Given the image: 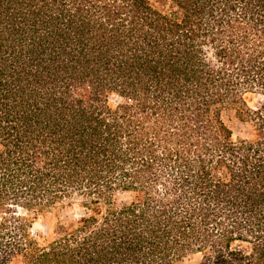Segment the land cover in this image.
<instances>
[{"label": "trees", "instance_id": "16d2710c", "mask_svg": "<svg viewBox=\"0 0 264 264\" xmlns=\"http://www.w3.org/2000/svg\"><path fill=\"white\" fill-rule=\"evenodd\" d=\"M198 254L264 264V0H0V264Z\"/></svg>", "mask_w": 264, "mask_h": 264}, {"label": "rangeland", "instance_id": "374dc122", "mask_svg": "<svg viewBox=\"0 0 264 264\" xmlns=\"http://www.w3.org/2000/svg\"><path fill=\"white\" fill-rule=\"evenodd\" d=\"M247 98V102L251 107H255L259 101L261 100V96L258 93H247L246 95ZM118 101V98L116 96L111 97V102L113 104H115ZM238 127H242V130L245 131V129H243V126H241L240 124H238ZM240 132L238 129H235V134L234 136H237L238 134L240 135H245L246 132ZM119 198L123 199V200H128L130 199V194L128 193H121L119 194ZM82 209L77 205V204H73L72 207L68 208V212L69 213H74V214H79L81 213ZM36 229H40L42 231L45 230V225H42L41 223H36L34 226ZM201 259V256L198 255H190L189 257L185 258L184 260L180 261L178 264H194L197 263L199 260ZM11 264H21V260L16 258L12 261Z\"/></svg>", "mask_w": 264, "mask_h": 264}]
</instances>
